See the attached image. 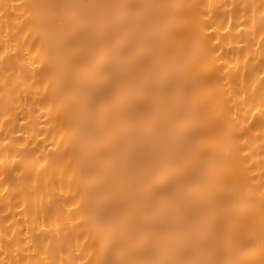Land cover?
<instances>
[{
    "label": "bare ground",
    "instance_id": "6f19581e",
    "mask_svg": "<svg viewBox=\"0 0 264 264\" xmlns=\"http://www.w3.org/2000/svg\"><path fill=\"white\" fill-rule=\"evenodd\" d=\"M32 4H174L177 22L194 21V84L177 97L167 127L197 113L219 136L224 155L255 192V249L239 258L262 259L259 193L264 190V0H0V264H97L132 254L134 222L149 204L165 209L157 224L162 244L179 252L194 230L212 254L213 205H198L194 183L164 185L161 156L173 142L158 124L130 120L117 134L114 98L124 86L130 49L113 61L110 78L86 84L91 37L68 30L53 46ZM25 5L26 7H13ZM69 18L117 13L135 33L153 8L63 10ZM79 82V83H78ZM146 143L151 154L140 152ZM127 159V163L121 162ZM198 205L194 224L182 210ZM151 214V208L148 209Z\"/></svg>",
    "mask_w": 264,
    "mask_h": 264
},
{
    "label": "snow or ice",
    "instance_id": "6c2138e0",
    "mask_svg": "<svg viewBox=\"0 0 264 264\" xmlns=\"http://www.w3.org/2000/svg\"><path fill=\"white\" fill-rule=\"evenodd\" d=\"M13 7H26L14 5ZM28 16L37 21L49 42L56 46L68 30H85L91 37V60L80 73L84 83H94L99 78H110L113 61L129 50L134 40L135 56L125 69L124 86L114 98V121L117 134L133 120L136 124L153 123L169 131L173 141L161 156L163 165L161 182L164 185H182L186 180L195 184L198 205H213L214 232L212 254L194 258L188 252L201 246L195 230L190 240L180 246L179 252H171L162 244L157 224L164 218L165 209L149 204L134 222V238L130 243L132 254L126 258L98 261L97 264H246L239 257L255 249L252 231L254 217L248 216L256 204L254 190L241 180L238 170L231 166L224 155L219 136L197 113L181 118L178 126L167 127L177 112V97L186 94L194 84L193 63L206 68V53L194 56V21L186 26L177 22L171 9L191 6L174 4L131 5H64L32 4L27 6ZM157 9L156 15L144 20V27L135 33L130 21L117 13L103 16L69 18L64 9ZM79 83V82H78ZM146 143L140 145L144 155L152 153ZM127 163V159H122ZM262 259L264 264V190L259 193ZM198 205L182 210L195 224ZM151 208V214H149Z\"/></svg>",
    "mask_w": 264,
    "mask_h": 264
}]
</instances>
